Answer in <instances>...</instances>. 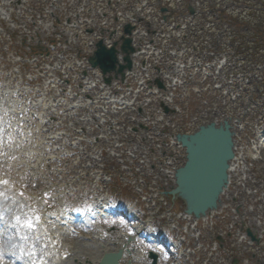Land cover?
Returning <instances> with one entry per match:
<instances>
[{"label":"bare ground","instance_id":"obj_1","mask_svg":"<svg viewBox=\"0 0 264 264\" xmlns=\"http://www.w3.org/2000/svg\"><path fill=\"white\" fill-rule=\"evenodd\" d=\"M4 91L5 89L0 94L1 107L4 104L3 97L6 95L3 94ZM0 110H2L0 115H4L3 108ZM9 126L10 124H7L4 119L1 120L0 161L10 162L16 157L28 158L27 154L29 153L31 162L25 164V171L33 170L37 180L47 186L51 193L58 188L55 183L62 182L59 191H65L70 186L76 185L81 179L76 169L85 167V165L76 163L69 170H67L68 165L63 171L61 170L60 174L63 175V179L59 180L56 173L50 171L51 162L39 161L37 149H35L38 147L36 142L30 146L34 149L33 152H29L28 149L18 152V150L25 148L26 144L18 139L14 140L16 132H9ZM38 133L39 131H35L34 134ZM35 160L37 161L34 162ZM5 167L6 165L1 166V168ZM46 179L50 180L49 184ZM79 193L80 189H77L75 195ZM62 195L66 196V193L63 192ZM106 201L105 198L101 199L100 207L97 206L98 208L89 213L76 215L64 211V208L69 206L63 204L60 205V208L63 209L55 213L44 212L38 220L33 217L30 219L26 217L32 214L33 210L29 208L28 203H21L12 192H9L8 178H0V225L2 226H0V264H97L105 252L116 251L120 248L114 239H105L107 230L96 226L97 223L101 222V218H105L104 216L109 214ZM129 214L131 213L129 212ZM90 220H94L96 223L94 224ZM29 224L31 227L28 226ZM144 224L147 225L148 223ZM145 228L147 227L133 228V232L141 236V231ZM117 231H119L118 228ZM115 233L116 231H113L111 235ZM119 235L123 236L124 233L120 232ZM151 241L147 240L156 247L157 241L154 239ZM128 246V244L125 245L126 250H129ZM129 252L130 254L124 255V260L138 261L139 256L131 250ZM157 253L161 255L160 252ZM188 261L195 262V259L179 260V262ZM252 261L251 259L247 260L248 263Z\"/></svg>","mask_w":264,"mask_h":264},{"label":"rangeland","instance_id":"obj_2","mask_svg":"<svg viewBox=\"0 0 264 264\" xmlns=\"http://www.w3.org/2000/svg\"><path fill=\"white\" fill-rule=\"evenodd\" d=\"M238 1L237 3L241 4V3H246V0H235ZM255 2H257L256 0H251V3H249L250 5H257ZM237 4V5H239ZM229 10L232 7V3L229 4ZM240 10L239 8H236V13ZM260 12L259 10L256 9H252L250 14L253 13H257ZM258 17V15H256V18ZM237 18V17H236ZM260 19V18H258ZM257 19V20H258ZM257 20H255V18L253 17V15H251V17L245 21V24H250L252 25L254 22H257ZM239 21V20H238ZM259 25L258 27L264 28V25H262L261 21H258ZM259 45V44H258ZM264 49V45H262L259 49L258 52L261 51L260 56L256 59H264V53L262 56V50ZM254 51V49H253ZM252 52V51H250ZM264 52V51H263ZM2 55L7 58L8 54L6 52H2ZM263 57V58H262ZM1 59V56H0ZM12 64L10 66V62L9 61H5V62H0V72L4 71V74L9 75V72L7 71V68H11ZM22 71H26L25 69H23L22 67ZM3 77H5L4 75H2ZM1 82L0 84H4V78H0ZM243 103V101L241 102ZM221 114V113H220ZM238 118L240 119H244L243 115H240ZM49 153V152H48ZM74 153V154H73ZM71 156L72 158L70 159V162H77L80 161L79 156H78V151L76 149H72L71 152ZM51 154L47 155L46 157L48 158ZM53 158H57L55 159L56 161L60 160L61 158L59 157V155H51ZM65 158V157H64ZM263 158H264V152H263ZM63 162V161H62ZM67 160L64 159L63 162V167L65 165H67ZM2 165H6L5 168H1ZM7 166H9L7 168ZM54 167H52L51 171L55 172L58 175V178L61 179L63 176L61 174L58 173V170H62V166L61 167H56L55 165H53ZM260 171V172H264V161L262 163H259L256 165L255 171ZM110 171H113V169H110ZM79 173H81L79 171ZM82 174V173H81ZM122 175H124V178L120 177V174H118L117 172L115 173L114 179H115V184L112 186L110 192L113 194L117 195L118 200H120V202L122 201H126V199L128 200H132L135 203H139L140 205V210L142 212H144L146 215L145 217H147L146 221L152 217L153 219V224H154V228H158V230H164V231H169L171 223L173 221V216H174V212L179 210L182 207L181 202H171L170 199H164L161 197H157L156 198V193H153L151 196V198H148L144 195H142L140 193V190L143 191H150L151 188H154L152 186V181L150 180V178L147 177H142L139 175H135V174H131V173H127V172H122ZM0 178H8V188H9V192H12V194H15L17 200H21L23 203H27L28 200L31 201V204L33 205L34 208H36L37 212L35 213L37 215V217H40L42 215V213H44V211H46L45 209H56L58 204L64 203L65 202V198H60L55 200L54 198L57 197L59 195L58 190L55 191V193L50 194L49 193V189L48 187L44 186L40 181L37 180V177L34 175V171L30 170L29 172L25 171V165L24 164H20L19 159L15 158V160L10 161V163L8 161H0ZM79 187L82 188V192L80 196H72L73 198H68L67 197V203H72L75 204L76 202L81 203L82 200H87L88 198H86L85 193H84V186L83 184L85 183V181H79ZM135 183V184H134ZM62 184V183H60ZM59 184V186H61ZM142 185L141 187H137L136 185ZM56 185V184H55ZM118 188L120 189V191L118 190ZM75 189V188H73ZM66 192V191H65ZM73 191H70L67 193L72 194ZM122 197H119V195ZM111 199L113 200V197L111 196ZM146 199L149 200V202L145 201ZM117 221H104L102 222L103 226L106 227L107 229H109V231H114L115 230V226H117ZM120 229H122V231H124L127 236L128 239L127 240H120L119 237V233H117L116 235H114L113 238H108L109 234L111 233H107L106 237L107 239H114L118 245H123V243H127L129 244V246L131 247L132 251L135 252L136 254H145L147 250H151L153 249L152 246L146 242L143 239H139L138 241H135L134 238V234L131 232V229L129 228V223L128 222H124L122 221V224H119ZM103 228V227H102ZM121 232V231H119ZM130 238V240H129ZM124 241V242H123ZM196 242L192 241L191 245H194ZM161 250H164L162 248V246H158ZM158 249V250H160ZM194 253L193 254H189L187 256H183L186 258H190L193 257L195 259H200V261L196 264H222L219 261H210L211 259H207V256H202L201 254H199L198 252L195 253V249H193ZM231 258L226 257V256H222L219 257L217 256V260H234L235 258H242V257H247L249 259L253 258V255L244 252L242 250L241 247L238 246H234L233 247V253L231 255ZM144 257V256H143ZM181 257L179 253L176 254H169L168 252L164 251V254L161 257L160 260V264H173V262H175L174 258H178ZM259 258H263L261 256H258ZM147 263V259L144 257L143 260H141L139 263L137 264H145ZM177 263V262H175ZM191 264V263H189ZM225 264V263H223ZM240 264H245L242 261L240 262ZM251 264V263H249Z\"/></svg>","mask_w":264,"mask_h":264},{"label":"water","instance_id":"obj_3","mask_svg":"<svg viewBox=\"0 0 264 264\" xmlns=\"http://www.w3.org/2000/svg\"><path fill=\"white\" fill-rule=\"evenodd\" d=\"M126 31H130L129 26ZM122 50L126 53L124 57L126 64L119 63L118 52L114 46L107 49L100 41L91 62L94 66H99L104 73L114 70L122 73L132 66L129 53L134 49L130 39L124 40ZM178 139L186 147L187 160L177 171L176 187L170 194L184 202L187 213L199 217L205 215L208 210L217 208L220 195L227 186L229 162L234 157L233 133L228 124L216 127L211 123L202 126L192 135H179ZM248 234L251 236L250 232ZM122 254L123 250L106 253L99 264H122L120 263ZM151 257L155 264L156 255L151 254Z\"/></svg>","mask_w":264,"mask_h":264},{"label":"snow or ice","instance_id":"obj_4","mask_svg":"<svg viewBox=\"0 0 264 264\" xmlns=\"http://www.w3.org/2000/svg\"><path fill=\"white\" fill-rule=\"evenodd\" d=\"M28 226L31 227V224H29Z\"/></svg>","mask_w":264,"mask_h":264}]
</instances>
